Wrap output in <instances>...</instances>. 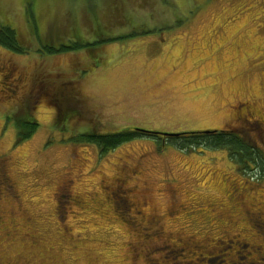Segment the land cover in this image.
I'll return each mask as SVG.
<instances>
[{"label":"rangeland","instance_id":"obj_1","mask_svg":"<svg viewBox=\"0 0 264 264\" xmlns=\"http://www.w3.org/2000/svg\"><path fill=\"white\" fill-rule=\"evenodd\" d=\"M0 23L27 48L0 45V264H162L189 237L203 249L166 264H197L229 258L213 247L228 235L259 245L242 206L264 210V164L77 138L235 129L264 158L245 127L264 120V0H0ZM62 46L77 47L46 50ZM26 115L38 126L20 141ZM152 216L171 238L148 236Z\"/></svg>","mask_w":264,"mask_h":264},{"label":"trees","instance_id":"obj_2","mask_svg":"<svg viewBox=\"0 0 264 264\" xmlns=\"http://www.w3.org/2000/svg\"><path fill=\"white\" fill-rule=\"evenodd\" d=\"M33 16V14H32ZM0 45L10 51L23 53L27 49L21 43L15 28L0 23ZM74 47L62 46L60 50L51 47L46 48L49 52L67 50ZM38 123L31 116H25L18 120V139L24 141L32 136L37 129ZM155 138L158 145L165 147L172 145L180 151L198 149H222L229 150L231 158L236 161L253 162L257 165L264 164L263 152L257 145H254L246 137L235 129L191 131L177 134H167L147 131L142 129H127L115 133L88 132L78 136V141H85L96 145L101 154L115 149L116 147L139 138Z\"/></svg>","mask_w":264,"mask_h":264},{"label":"flooded vegetation","instance_id":"obj_3","mask_svg":"<svg viewBox=\"0 0 264 264\" xmlns=\"http://www.w3.org/2000/svg\"><path fill=\"white\" fill-rule=\"evenodd\" d=\"M248 117H252V118H248ZM245 118H246L245 121L247 122V124H245V127L247 125L248 127L247 129L249 130L253 129L254 131L258 133H264V120L261 119V117H255L251 113V115H247ZM254 122L256 124H253ZM261 137H264V134H262ZM257 142H258V138H257ZM124 199L125 198H123V201H125ZM173 202H176V203L178 202L176 196H174ZM133 208L135 209V213H137L141 217V219L146 218V215L143 210H140V209L138 210L137 207H135L134 205H133ZM242 208H243V215H244L245 222H247L248 220L251 226V231L254 232V230H256L257 232H259L261 236V239L259 240L257 239L259 245L256 244L257 242L255 241L256 240L255 238L253 239H251V237L245 238V236L241 234H234L231 236L228 235L227 241H225L224 239H220V241L217 244L215 243L213 247L217 249L218 248L217 246L223 245L225 252L226 250L231 252V254L229 255V258L222 259V262H221L220 258L222 255L216 256L212 260L204 256L202 253H200L196 259L197 264H200V263L204 264L206 262H207L206 264H215L216 262H221L224 264H264V210L262 208H256V207L249 209V208H245L244 206H242ZM127 210L129 211L130 209L127 208ZM130 211L127 212L128 216L132 214V213L130 214ZM193 214L194 213H191L189 216L191 217L193 216ZM131 217L133 216L131 215ZM147 223H149L150 226H152L150 227L151 232L148 234V236L150 235H154L156 237H164V236L168 237L169 236V238H171L172 234L168 233L167 229L166 230L164 228L162 229V226H161L162 222L158 220V217L152 216L151 219L147 221ZM143 229L145 231L149 230L148 227H144ZM169 242H170L168 244L169 247H167L168 248L167 256L165 257L167 262L164 261L162 262V264L168 263V257L170 253L172 252L181 253V251H185V249H190V248H193L196 251L203 249V245L200 244L198 240H195V237H192V238L189 237L187 241H183L182 243L180 242V246H178L174 242H171V240ZM196 251H194V254L196 253ZM205 260L206 262L203 263V261ZM154 264H161V262L158 261V263H154Z\"/></svg>","mask_w":264,"mask_h":264},{"label":"water","instance_id":"obj_4","mask_svg":"<svg viewBox=\"0 0 264 264\" xmlns=\"http://www.w3.org/2000/svg\"><path fill=\"white\" fill-rule=\"evenodd\" d=\"M167 134H169V133H167Z\"/></svg>","mask_w":264,"mask_h":264}]
</instances>
